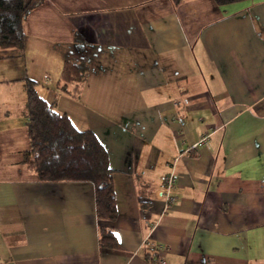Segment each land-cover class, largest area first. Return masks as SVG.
Masks as SVG:
<instances>
[{"label": "crops", "instance_id": "obj_1", "mask_svg": "<svg viewBox=\"0 0 264 264\" xmlns=\"http://www.w3.org/2000/svg\"><path fill=\"white\" fill-rule=\"evenodd\" d=\"M24 31L0 48V264H152L156 247L167 264H264V0H41ZM67 60L90 67L78 98L58 88ZM25 77L106 148L116 221L92 183L23 163Z\"/></svg>", "mask_w": 264, "mask_h": 264}, {"label": "trees", "instance_id": "obj_2", "mask_svg": "<svg viewBox=\"0 0 264 264\" xmlns=\"http://www.w3.org/2000/svg\"><path fill=\"white\" fill-rule=\"evenodd\" d=\"M219 6L248 0H214ZM41 0H0V48H20L25 43V21ZM175 6L183 0H172ZM84 62L67 60L58 88L72 98H78L89 73ZM26 94V120L30 149L24 153L23 163L43 182H90L95 187L96 215L99 220L113 222L118 217L114 171L109 154L92 131L76 128L66 114L57 110L40 94V84L22 79ZM100 246L120 249L112 229L102 228ZM155 255H147L151 263L159 255V248H150Z\"/></svg>", "mask_w": 264, "mask_h": 264}, {"label": "built area", "instance_id": "obj_3", "mask_svg": "<svg viewBox=\"0 0 264 264\" xmlns=\"http://www.w3.org/2000/svg\"><path fill=\"white\" fill-rule=\"evenodd\" d=\"M207 140H208V137H203L201 141L199 142V144L196 145V147L205 145ZM176 183H177V177L174 174V172H171L164 178L163 189L160 190L157 194L158 198L164 200L167 206L172 205L176 201V199L171 194L172 193L171 191L173 187L176 185ZM152 262L153 264H167L164 256H161V253Z\"/></svg>", "mask_w": 264, "mask_h": 264}]
</instances>
